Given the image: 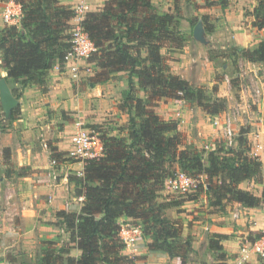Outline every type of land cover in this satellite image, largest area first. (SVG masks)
Wrapping results in <instances>:
<instances>
[{
  "label": "trees",
  "instance_id": "1",
  "mask_svg": "<svg viewBox=\"0 0 264 264\" xmlns=\"http://www.w3.org/2000/svg\"><path fill=\"white\" fill-rule=\"evenodd\" d=\"M19 2L20 26L9 25L0 33L4 79L17 100L28 83L43 85L47 71L57 61L64 62L71 46L70 20L75 17L74 9L59 0ZM219 4L224 8L227 1ZM251 14L254 26L263 29L264 0H257ZM174 16L158 14L150 0H106L101 10L87 12L80 21L95 47L90 60L97 71L87 82L103 83L115 72L128 75V91L118 108L127 112L130 127L127 137L103 135V154L87 160L83 175L74 178L77 194L83 195L84 201L79 212H57L69 240L57 253L48 247L41 264H134L141 258L121 252V217L143 221L144 234L151 235L149 250L178 256L185 264L193 251L190 237L182 236L178 221L162 215L169 205L155 200L165 188V180L177 170L202 173L212 192V205L220 206L230 198L249 208L264 204L261 162L250 154L249 128L240 127L232 146L221 141L206 151L189 144L176 121L165 120L155 111L159 101L168 99L196 104L208 114L225 109V100L215 97L211 101L203 87L170 72L161 49L177 47L183 41L181 33L171 28ZM209 18L203 15L201 19L205 30L211 32L214 26ZM232 54L235 69L238 58L264 61V36L254 49L236 47ZM18 112L19 104L11 109L9 119L16 118ZM53 158L59 160L56 155ZM247 179L262 185L260 196L238 186ZM72 248L80 250L79 257L70 255ZM220 254V259H225ZM258 264H264V258Z\"/></svg>",
  "mask_w": 264,
  "mask_h": 264
},
{
  "label": "crops",
  "instance_id": "2",
  "mask_svg": "<svg viewBox=\"0 0 264 264\" xmlns=\"http://www.w3.org/2000/svg\"><path fill=\"white\" fill-rule=\"evenodd\" d=\"M105 1L59 0L66 6L76 4L77 7L82 4L84 9H87L82 10L81 15L78 11L77 15L70 20L74 27L80 25L85 13L101 10ZM150 2L158 14H172L170 9L172 0H150ZM227 2L224 8L216 9L214 6L202 8L203 14L210 17L209 21L214 26L211 32L204 29L200 18L193 20L185 15H175L176 26L183 35L184 46L161 49L171 73L191 84L199 83L209 88L216 84L215 96L226 99L225 109L215 114H208L201 107L191 106L184 100L168 99L158 102L156 112L165 120L176 121L178 130L184 134L189 144L198 149L212 150L224 141L222 122L214 124V119L222 120L223 111L238 108L241 116L234 124L235 133L241 126L249 128L247 139L251 146L250 154L260 160L264 179V61L248 62L238 58V68L235 69L232 65L234 55L231 51V46L254 49L263 40L264 28L258 29L253 24L254 16L251 13L256 6L255 0H227ZM3 3L4 1H0V6ZM2 65L0 51V79L6 75ZM75 69L76 61H57L54 67L47 71L45 82L48 91L44 97L40 96L37 84L28 83L18 99L19 113L11 123L6 124L8 126L6 132L0 133L1 148L11 149V157L15 158V164L20 168L19 174L6 175L5 182L11 186L8 195L13 199L12 202L7 201L11 202L10 206L4 209L8 213V220L0 221V227H2L0 237L4 238L8 233L14 235L12 246L16 245V241H21L26 247L33 248L41 241H53L56 249H60L65 242H68L69 234L61 225L57 212L60 210L79 212L84 201V196L77 194V184L74 180L75 177L83 175L84 163L68 157L67 154L72 147L71 132L78 122L64 123L62 129L57 130L54 127L55 120L48 117L50 113L57 117V112L63 111L72 113L76 116L75 120L84 118L86 113L83 112V105L85 98L91 94V89L96 95L103 96L102 90L105 83H86L84 73L80 77V82L85 81L86 87L81 90V97L76 98L74 90L76 82L71 79ZM230 71H232V77L228 76V73H223ZM221 74H224V78ZM255 89H260V92L254 93ZM251 103H253L252 106ZM89 116H92V113ZM84 120L99 122L91 117ZM51 135L54 138L52 147L46 141L51 138ZM40 139L41 142H39ZM54 155L58 156L59 160L55 166H52L50 162ZM1 166L5 167L4 163ZM2 183L3 181L0 182ZM256 183L258 187L262 186L255 179L241 181L238 186L243 190H250L247 184L257 185ZM205 195V193L200 194L199 198ZM209 195H211L210 192ZM197 207L195 213L200 215L196 217V220L200 219L202 222L193 221L194 225L191 227L194 229L186 224L182 230V236L191 234L194 251L203 241L202 227L208 228L207 223L210 222L206 217L204 219V211ZM230 207L238 213L237 218L233 219L234 222H230L232 217L229 218V214H214V218L225 219V221L210 223L209 232L226 236L234 235L232 240L225 237L221 242L225 259L220 260L224 264H238L239 247L243 242L239 238L240 235L249 236L254 241L264 231V204L249 208L232 200ZM124 219L125 217H121L119 221ZM8 228L10 231L6 233ZM204 233L206 234V231ZM10 246L11 242L8 241L6 247L10 248ZM124 254L128 253L124 252ZM138 254L141 259L134 264H181L180 257L161 251L145 248ZM70 255L77 258L80 250L72 248ZM0 256H2L0 263L7 260L4 257L5 254ZM259 256L261 255L250 251L247 262L258 264ZM204 259L205 254L200 260Z\"/></svg>",
  "mask_w": 264,
  "mask_h": 264
},
{
  "label": "rangeland",
  "instance_id": "3",
  "mask_svg": "<svg viewBox=\"0 0 264 264\" xmlns=\"http://www.w3.org/2000/svg\"><path fill=\"white\" fill-rule=\"evenodd\" d=\"M0 1H5V0H0ZM220 1H222V0H172V6L170 9L172 10V13L174 15H185L187 17H190L193 20L200 18V20L202 22V19H201L202 16L206 15V14H203L204 10H202V8L203 7H210V6H214L216 9H219V7L223 8L219 4ZM225 1H227V0H225ZM255 2L257 4V0H255ZM93 3H96V2H93ZM2 6H0V9ZM73 6H72V9H74L75 16H76L77 12L79 10L76 9V4H74ZM87 6H89V4H87ZM82 10L86 11L87 9H84L82 7ZM82 10H80L78 12L79 15L83 14V13H81ZM85 14H87V13H85ZM211 15H213V14H211ZM173 24L174 25H172L171 28L174 29L175 33L179 34L180 31L177 29L175 18H174ZM202 24H203V22H202ZM7 26H9V24L7 22H5L2 15L0 14V33ZM72 27H74V26H72ZM203 27H204V25H203ZM181 35H182V33H181ZM183 41H184V39H183ZM183 41L181 42V44L179 46H181V47L184 46ZM228 49H230V48H228ZM235 49H236V47L231 46V51H235ZM200 50H202V49H200ZM203 52H201V53H203ZM90 57H91V55H89L88 57H85L83 59H76V69L74 72H76L77 78H73V76L71 74L72 81L74 80L76 82L75 87H74L76 98L78 96L81 97V94H82L81 90H83V88L86 87L85 81L80 82L81 75H83L85 73L86 83H88L87 78L94 75L95 72L97 71L96 64L94 62H91ZM73 61H75V60H73ZM166 63H167V61H166ZM167 65H168V63H167ZM223 73L224 74L228 73V76L232 77V71L223 72ZM224 74H221L222 78H224ZM127 79H128V75L126 72H124V71L115 72V74L113 73L112 76L108 79V80H110L109 82H107V80L103 82V83H105V86L102 90V93H104L102 97L99 94L96 95L95 92H93L94 90L91 89V91H90L91 94L85 98V102L83 105L84 106L83 112L86 114L89 113V115H91V113H92V116L85 114L84 118L89 119L91 117V119L92 118L97 119L99 122H95L94 120L93 121L84 120V118H77L78 120H75L76 116H73L72 113H70V112L66 113L63 111H61V112L58 111L57 117L53 116L52 113H50L48 117H49V119L55 120L54 127H56L57 130L62 129L64 123L68 124L70 121L78 122L77 126H75L73 131L71 132L72 134H74L80 128L88 127V128H94L98 132V135L101 138V141H102L103 135H106V136L114 135V136L127 137L129 127H130L128 114H127V112L121 111L118 108L120 103H123L124 98L126 97V94L128 91V80ZM231 81H233V80H231ZM192 85L195 87H200V86L203 87L205 89L204 90L205 94L210 98L211 101H213L215 99V97H220L221 99L226 101V99L222 96H215L216 91L214 90V87L217 86L216 84H213L212 86H210V88L208 86H205V85L199 84V83H194ZM36 86L38 87V90L40 91V96L44 97L45 96L44 94H46L48 91L46 88V82H44L43 85L37 84ZM25 88L26 87H24L22 89L21 94L25 90ZM210 89L212 91H209ZM142 94H143L142 91H139V95L142 96ZM83 97H85V96H83ZM161 101H163V100H161ZM161 101H159V103H161ZM252 104L253 103H251V106H252ZM157 105H158V103H157ZM156 106H155V111H156ZM193 106H197V105L194 104ZM62 121H64V122H62ZM11 122H12V120H10L9 117H5L3 107L0 104V133L6 132V129L8 128V126L6 124L11 123ZM239 129H238V131H239ZM238 131H237V133H238ZM46 141H48L47 142L48 145L50 147H52V142L54 141L53 136L51 135V138L49 140H46ZM39 142H41V139ZM0 143H1V141H0ZM201 149L202 150L205 149L206 151L211 150V149H206V148H201ZM11 156H12L11 149L9 148L8 152H6V151H4V149L1 148V145H0V165L4 163V166H5V167L1 166L2 169H0V179H1L0 182L3 181V183L0 184V193H1L0 194V208L2 207L0 209L2 211V212H0V221H7L8 220V218H7V217H9L8 213L4 209L6 208V206H10V203L12 202V199H13V197L8 195V192H9L8 190H9V188H11V186L9 184H7V182H5L6 175L7 174L17 175L20 172V170H19L20 168L15 164L16 163L15 158H12ZM205 162H207V160L204 158V163ZM207 164L208 163H206V165ZM190 173L194 174L193 175L194 177H197L200 179V184H199L198 190H197V192L195 191L196 193L193 192V194H187L186 196H184V195L169 193L167 191V189L162 188V190L156 196L155 200L157 203L164 202V203H167L169 205V207H166L165 209L162 210V215L164 217L170 219V220L178 221L181 224V230H180L181 234H182L183 227L186 224L191 229H194L191 227L192 225H194L193 221H197L198 223L202 222L200 219H198L200 221L196 220V217H198V215H200V214L195 213L196 210L198 209L197 206H199V209L204 211V213H205L203 216L204 219L206 217L210 221L209 223H207L208 228L205 229L202 227V229H203V232L201 233V235L203 236V238H201V239H203L202 243L200 244V246L198 247L197 250H195V251L193 250L191 253H189V255L187 256V259L185 261V264H224V262L222 260H220V255H221L220 253L224 254L223 246H222L221 242L225 239V237H226V239L232 240V237L234 235L230 234V235L226 236V235L216 234L214 232H209V225H210V223L214 224V223H218L219 221H225V219L222 220L221 218L220 219L214 218L215 217L214 214H218V213L219 214H229V216H230L229 218L232 217L231 218L232 220L231 221L229 220V221L231 223L234 222L233 219L237 218L238 213L235 209L230 207V205H232V199L233 198H230L227 201H224L220 206L212 205V199H213L212 198V192L209 189V183L207 182L206 177L202 173H198V172H194V171H191ZM247 186L250 187V190H248V191H250L251 193H253L255 195H258V194L261 195L262 186L258 187V184L257 185L247 184ZM209 192L211 193V195H209ZM204 193L206 195L203 196V198H199L200 194H204ZM8 200H10L11 202L8 203L7 202ZM195 201L196 202L198 201V203H195ZM192 215H193V217H191ZM203 221H205V220H203ZM121 224H123L124 227H129L132 225H137V226L141 227L142 234L136 240L134 245L127 246L123 241H121L123 244V249L121 251L122 253L126 252V253H128L127 255H129V256L140 257V254H138V253L145 250V248H147V243L151 240V235L144 234L145 226L143 224V221L139 220V219L125 218L124 220L121 221ZM198 225L200 226L201 224H198ZM0 229H2V227H0ZM8 231H10L9 228L7 229L6 233H8ZM204 231H206V234L204 233ZM240 236L241 237H239V238L243 242L247 241L245 239L251 240L249 242H253L252 241L253 239H251V237H249V236H243V235H240ZM13 237H14V235H11L9 233L6 234V236L4 238L0 237V254H5L4 257L7 258V260H5L6 263L4 261H2V263H0V264H41L42 259H43L42 257L44 255V253L47 251L46 249L48 247L53 248L56 253L58 252V250L56 249V246H55L56 245L55 242H54V244H51L52 246H49V245H46L44 241H41V243L38 244L36 247H33V248L30 247L29 248V247H26L24 245V243H22L21 241H16V245L12 246V242H13L12 238ZM183 237L184 238L190 237V240L192 242L191 234H188L187 236H183ZM244 237H245V239H244ZM8 241L11 242L10 248L6 247ZM212 246L213 247H221V248H220V250H218L216 248H211ZM7 249H9V250H7ZM2 250L7 251V252H3ZM70 253H71V251H70ZM203 254H205V259L200 260L201 256ZM173 256H175V255H173ZM1 258H2V256H0V262H1ZM263 258L264 257H261V256L258 257V259H263Z\"/></svg>",
  "mask_w": 264,
  "mask_h": 264
},
{
  "label": "built area",
  "instance_id": "4",
  "mask_svg": "<svg viewBox=\"0 0 264 264\" xmlns=\"http://www.w3.org/2000/svg\"><path fill=\"white\" fill-rule=\"evenodd\" d=\"M4 5L0 9L5 22L9 25L20 26L21 21V5L19 0H5ZM81 7V8H80ZM83 5H78L77 10H82ZM84 8V7H83ZM71 46L66 52L64 62L83 59L88 57L95 51L93 42L88 35L79 26L71 29ZM73 78H77L76 72L72 74ZM260 89H255L254 93H259ZM241 111L238 108L223 111L222 120L214 119V124L222 122L223 139L227 146H232L235 140L234 124L239 121ZM72 147L67 151L68 157L84 164L87 160L98 158L103 154L104 146L98 132L94 128H80L72 136ZM58 161L52 158L50 164L55 166ZM200 179L181 170H177L172 176L168 177L164 182V187L169 192L187 195L198 190ZM142 229L140 226L132 225L122 227L119 231L121 241L127 246L134 245L136 240L141 236ZM240 252L237 257L238 264H247V257L250 251L258 253L264 257V231L259 238L253 242H242L239 247Z\"/></svg>",
  "mask_w": 264,
  "mask_h": 264
},
{
  "label": "water",
  "instance_id": "5",
  "mask_svg": "<svg viewBox=\"0 0 264 264\" xmlns=\"http://www.w3.org/2000/svg\"><path fill=\"white\" fill-rule=\"evenodd\" d=\"M0 103L5 117H9L11 109L18 104V100L13 96L10 86L4 78L0 79Z\"/></svg>",
  "mask_w": 264,
  "mask_h": 264
}]
</instances>
